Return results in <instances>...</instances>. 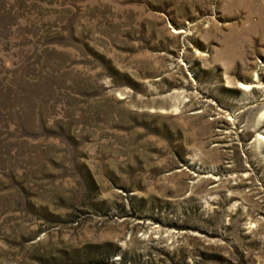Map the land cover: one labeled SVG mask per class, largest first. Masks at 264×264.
I'll list each match as a JSON object with an SVG mask.
<instances>
[{"label": "rangeland", "instance_id": "374dc122", "mask_svg": "<svg viewBox=\"0 0 264 264\" xmlns=\"http://www.w3.org/2000/svg\"><path fill=\"white\" fill-rule=\"evenodd\" d=\"M0 264H264V0H0Z\"/></svg>", "mask_w": 264, "mask_h": 264}]
</instances>
